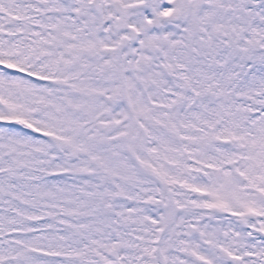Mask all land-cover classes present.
I'll use <instances>...</instances> for the list:
<instances>
[{"label":"snow or ice","instance_id":"obj_1","mask_svg":"<svg viewBox=\"0 0 264 264\" xmlns=\"http://www.w3.org/2000/svg\"><path fill=\"white\" fill-rule=\"evenodd\" d=\"M0 264H264V0H0Z\"/></svg>","mask_w":264,"mask_h":264}]
</instances>
